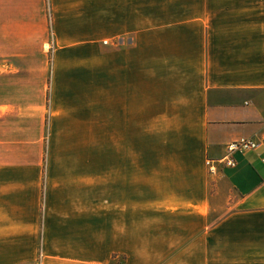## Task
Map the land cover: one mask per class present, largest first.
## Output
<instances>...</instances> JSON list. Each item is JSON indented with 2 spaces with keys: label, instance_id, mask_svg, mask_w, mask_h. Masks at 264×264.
I'll return each mask as SVG.
<instances>
[{
  "label": "crops",
  "instance_id": "0c3cea01",
  "mask_svg": "<svg viewBox=\"0 0 264 264\" xmlns=\"http://www.w3.org/2000/svg\"><path fill=\"white\" fill-rule=\"evenodd\" d=\"M0 68V264L264 258V0H0Z\"/></svg>",
  "mask_w": 264,
  "mask_h": 264
},
{
  "label": "rangeland",
  "instance_id": "374dc122",
  "mask_svg": "<svg viewBox=\"0 0 264 264\" xmlns=\"http://www.w3.org/2000/svg\"><path fill=\"white\" fill-rule=\"evenodd\" d=\"M186 6L187 9L190 10H194V9H199V5L201 4H184ZM195 7V8H194ZM48 41L47 44L43 47V51L46 54V58H47V62H48V75H50V68H51V61L53 59V38L52 35L50 33V30L48 32ZM2 68H0L1 71ZM15 70H17L15 68ZM17 72V71H16ZM18 73V72H17ZM149 263H158V264H186L187 262H189L190 264H199L200 260L199 259H194L192 258L191 260H183V259H169V260H146ZM245 261H247L248 264V260H229V259H207L206 260V264H220L221 262H223L224 264H235L237 262H239L238 264H245ZM202 262V260H201ZM220 262V263H218ZM250 262V260H249ZM121 264H124L123 259L119 262ZM127 264H143V260L141 259H128L127 260ZM250 264H264V258H256L255 260H253L252 262H250Z\"/></svg>",
  "mask_w": 264,
  "mask_h": 264
},
{
  "label": "built area",
  "instance_id": "2783aa9c",
  "mask_svg": "<svg viewBox=\"0 0 264 264\" xmlns=\"http://www.w3.org/2000/svg\"><path fill=\"white\" fill-rule=\"evenodd\" d=\"M257 147H258V144L255 141L251 139H245V138L227 144L226 145V151H227L226 156H224L222 159L216 162L207 161V165L210 169V172L211 173L215 172L217 170V165H220L226 168L234 167L236 163L233 158V154L237 152L243 153V152H247L250 150H254V149H257Z\"/></svg>",
  "mask_w": 264,
  "mask_h": 264
}]
</instances>
